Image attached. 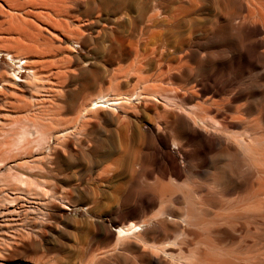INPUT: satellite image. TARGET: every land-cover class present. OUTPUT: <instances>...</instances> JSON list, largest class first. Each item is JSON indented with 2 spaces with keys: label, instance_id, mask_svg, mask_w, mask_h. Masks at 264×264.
<instances>
[{
  "label": "rangeland",
  "instance_id": "obj_1",
  "mask_svg": "<svg viewBox=\"0 0 264 264\" xmlns=\"http://www.w3.org/2000/svg\"><path fill=\"white\" fill-rule=\"evenodd\" d=\"M151 1L0 0V65L11 72L5 57L9 53L26 60L32 71L31 76L21 71L25 83L13 86L12 98L7 94L0 119L5 111L13 118L17 110L7 104H18L20 123L5 129L34 125L42 134L38 144L6 155L36 157L35 169L2 171L6 163L0 162V192L34 196L46 209L43 216H28L31 225L38 218L46 221L31 247L4 251L0 244V264H86L92 257L110 264L123 257L128 264H153L144 256L166 244L171 255L167 264H191L192 257L199 264H264V205L258 213H240L255 203L257 186L242 175L237 180L235 172L233 179L224 175L221 159L208 148L223 133V125L210 118L194 124L188 111L175 107L192 109L199 102L186 105L168 81L177 72H168L166 66L177 63L174 49L180 44L200 52V78L215 84L229 79L228 52L236 43L228 32L188 42L191 34L209 25L196 20L215 18L222 5L210 0L200 15L164 35L163 10H151ZM245 44L254 56V45ZM223 62L226 67L221 68ZM98 96L119 103L82 115ZM174 113L187 122L192 135L164 141ZM256 117L253 112L251 118ZM259 127L264 130V122ZM63 130L62 138H49ZM245 164L253 170L252 161ZM6 171L33 184L3 181ZM186 208L193 225L179 241L178 231L166 226ZM239 214L242 220L231 226L222 219ZM114 219L126 224L153 220L168 233L154 235V248L148 251L117 250L112 237L97 240V224L114 234Z\"/></svg>",
  "mask_w": 264,
  "mask_h": 264
},
{
  "label": "bare ground",
  "instance_id": "obj_2",
  "mask_svg": "<svg viewBox=\"0 0 264 264\" xmlns=\"http://www.w3.org/2000/svg\"><path fill=\"white\" fill-rule=\"evenodd\" d=\"M217 1L222 5L219 15L208 20H196L202 24L208 22L209 25L198 33L191 34L188 42L194 43L199 37L211 32L216 35L221 34L223 31L228 32L236 43V47L228 52L231 60L230 69H232L229 79L215 84L212 81L200 78L197 73L201 67L200 58L202 56H199L200 52L197 49L186 47L185 44H180L174 49L178 54L177 63L175 65L169 63L166 66L168 72H177V74L169 76L168 81L172 86V92L182 93V100L186 105L193 101L199 102L192 109H186L182 105L175 107L179 110L188 111L194 124L196 122L203 123L204 119L210 118L223 125V133L217 135L215 142L208 148L215 149L217 158L221 159L223 163L220 167L224 170L226 177L232 178L231 174L235 172L237 180L241 175L248 182L253 179L251 184L257 186L254 192L255 203L242 209L240 213L249 211L258 213L262 211L264 205V130L259 127V123L264 122V0ZM206 4H210V0H152L150 9L163 10L160 23L163 25L164 35H167L173 28L187 24L192 18L200 15ZM250 26L254 28L249 29ZM245 41L254 45V56H251L248 52L249 46L245 44ZM5 55L6 62L10 63L7 66L11 72H7L5 67L0 65V69L4 71V78L0 80V96L5 99L4 101L0 97V106L7 102V94L13 97V86L25 83L26 79H21V71L26 72L27 75H32V71L25 66L26 60L14 57L9 53H5ZM190 64H194V67H191ZM223 67H226L225 62H223L221 68ZM249 70L254 73L248 77L241 76L248 73ZM169 91L171 93V89ZM118 103L119 99H107L105 96H98L90 101L82 111V115H85L87 110L112 107ZM7 107L17 111L13 112V118L9 116V111H5L3 119H0V162L6 163V166H2V171H5V168L11 170L21 167L35 169L36 157L29 155L22 157L6 156L19 148H27L33 143L38 144L42 137V134L34 125H32V129L25 127L5 129L10 124H19L22 119L18 104L8 103ZM253 112L256 113L257 117L252 119L251 114ZM173 119L174 123L170 128L171 134L164 137V141L192 135L187 122L181 116L174 113ZM65 131L54 132V134H50L49 138L51 140L62 138ZM4 146L5 149H3ZM48 152L49 150L46 149V155H48ZM245 161H252L253 170H249ZM16 174L6 171L3 181H15L21 185L33 184V181L27 182L26 177L22 174ZM174 177L177 178V175ZM14 201L16 202L14 207L8 206V203ZM37 201L34 196L29 197L15 193L7 195L6 192H0V244L4 247V251H9L17 246L31 247V239L35 238L39 233V229L46 225L45 219L40 218L31 225L33 220L28 218L32 213L40 216L45 214L44 202L42 200ZM179 215L180 217L176 221L166 227L170 231H178L176 240L184 241L187 236L186 229L193 225V218L187 208L184 213ZM241 217V214L228 215L222 219L224 223L231 226L238 221L237 219L242 220ZM110 227L115 229L114 234L103 223L97 224V232L101 234L97 240L106 241L107 238L112 237L117 250L134 249L139 251L141 249L142 251H148L154 248L150 243L154 235L164 237L168 233L164 227L153 220L126 224L125 220L114 219L111 220ZM166 246L167 244L157 248L150 255H145L143 260L153 264H167L166 261L171 259V255L166 251ZM178 253L176 254L178 255ZM192 258L194 261H191V264H199L198 257ZM87 263L110 264L109 261L93 257ZM116 263L128 264L124 257L117 258Z\"/></svg>",
  "mask_w": 264,
  "mask_h": 264
}]
</instances>
